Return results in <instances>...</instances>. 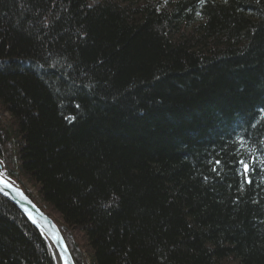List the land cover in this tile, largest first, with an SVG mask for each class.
Masks as SVG:
<instances>
[{
    "label": "trees",
    "instance_id": "16d2710c",
    "mask_svg": "<svg viewBox=\"0 0 264 264\" xmlns=\"http://www.w3.org/2000/svg\"><path fill=\"white\" fill-rule=\"evenodd\" d=\"M0 162L76 264H264V0H0Z\"/></svg>",
    "mask_w": 264,
    "mask_h": 264
},
{
    "label": "water",
    "instance_id": "95a60500",
    "mask_svg": "<svg viewBox=\"0 0 264 264\" xmlns=\"http://www.w3.org/2000/svg\"><path fill=\"white\" fill-rule=\"evenodd\" d=\"M0 193L17 205L45 236L56 264H76L56 221L28 197L18 184L4 174L1 162Z\"/></svg>",
    "mask_w": 264,
    "mask_h": 264
},
{
    "label": "rangeland",
    "instance_id": "374dc122",
    "mask_svg": "<svg viewBox=\"0 0 264 264\" xmlns=\"http://www.w3.org/2000/svg\"><path fill=\"white\" fill-rule=\"evenodd\" d=\"M93 1H96V0H93ZM27 186L30 188V190L33 192V194L36 195L35 198L38 200V198H37V194H36L35 190L30 186V184H27ZM55 216H56V218L58 217L56 214H55ZM57 219H58V221H61V220L59 219V217H58ZM77 234H78V233H77ZM76 238H77V236H76ZM79 239L82 240V239L80 238V236H79ZM77 241H78V239H77ZM85 258H86V257H85Z\"/></svg>",
    "mask_w": 264,
    "mask_h": 264
},
{
    "label": "bare ground",
    "instance_id": "6f19581e",
    "mask_svg": "<svg viewBox=\"0 0 264 264\" xmlns=\"http://www.w3.org/2000/svg\"><path fill=\"white\" fill-rule=\"evenodd\" d=\"M14 183H16L14 180H13ZM18 184V183H16ZM18 186L21 187V189L28 195V197H30L32 200H33V197L28 193V191L25 189V186L24 185H20L18 184ZM33 194V193H32ZM34 201V200H33ZM35 202V201H34ZM38 205V204H37ZM31 221V220H30ZM32 222V221H31Z\"/></svg>",
    "mask_w": 264,
    "mask_h": 264
},
{
    "label": "snow or ice",
    "instance_id": "6c2138e0",
    "mask_svg": "<svg viewBox=\"0 0 264 264\" xmlns=\"http://www.w3.org/2000/svg\"><path fill=\"white\" fill-rule=\"evenodd\" d=\"M241 163H242V164H244V162H243V161H241ZM244 167H245V168H247V165L245 164V165H244Z\"/></svg>",
    "mask_w": 264,
    "mask_h": 264
}]
</instances>
